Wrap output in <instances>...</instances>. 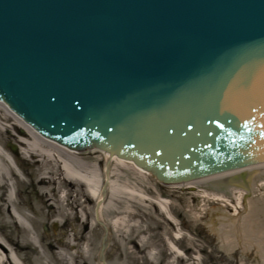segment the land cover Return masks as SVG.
<instances>
[{"label":"water","instance_id":"water-1","mask_svg":"<svg viewBox=\"0 0 264 264\" xmlns=\"http://www.w3.org/2000/svg\"><path fill=\"white\" fill-rule=\"evenodd\" d=\"M0 101L165 184L264 162V0H0Z\"/></svg>","mask_w":264,"mask_h":264},{"label":"bare ground","instance_id":"bare-ground-1","mask_svg":"<svg viewBox=\"0 0 264 264\" xmlns=\"http://www.w3.org/2000/svg\"><path fill=\"white\" fill-rule=\"evenodd\" d=\"M0 106L6 111L2 115L0 110V135L2 134L1 131L10 132L9 127L6 126L5 128L3 124L9 122L7 116L14 117V126L24 131L19 133L14 130L15 134L12 135L13 139L20 146L21 153H18V157H11L4 152L0 145V212L3 213L4 217L11 220L17 226L13 212H18V210L25 208V206L17 204L13 199V191H20V186L25 184L15 169L17 166L16 161H25L31 166H37L42 169L44 173L43 179L48 181L47 185L41 181L43 186H54L52 196L47 192H43L40 194V197H42V202L45 204L54 201L53 197H55V203L58 204V207L54 209L56 211L52 215V219H55L58 224L60 223L63 230L67 228L71 229L74 241L79 237V234L83 236V232L80 233L77 229L82 228L81 231H83L84 227L90 222L91 209L89 208V203L97 201L100 205L97 209L99 223L104 222L102 216L106 204L108 211L115 214L116 220L112 222V226L118 234H121L119 237L123 238L125 229H129L128 232L132 236L129 239L127 237L124 238L126 245H131V250L125 253L123 250H120L117 258H124V254H128L133 264H137L140 259L145 260L144 264H160L159 254L155 251L157 245L150 244L149 241L146 243L137 242L138 235L133 236V233H137L139 225H129L130 220L140 219L139 216L142 213L139 211V207L145 208L147 196L141 192H137L133 188H128L127 185L119 184L120 176L116 173V168L121 167L134 170L142 178L150 176L149 172L136 167L133 162L122 160L107 151L97 150V148L88 149L83 152L72 151L65 146L47 140L11 112L3 103L0 102ZM87 153L103 154L106 166H108L105 170V176L102 173H97L98 171L96 172L94 166L88 171L82 169L79 165H74L67 158L76 159L78 155H85ZM113 163L116 164V168L114 171H111L109 166ZM164 187L175 190H189V194L201 203H198L197 206L199 207H193V202L189 199L187 201L189 211L198 219L209 216L210 220L207 224L213 231L215 227L213 218H217L220 227L216 232L222 255L214 264L233 260L237 255L247 256L254 251L259 257L260 264H264V162H259L258 164L252 162L247 166L211 174L196 181L166 185ZM78 189H81V192ZM61 193L64 194V197L60 196ZM80 198H84L85 202L81 203ZM120 198H126L129 205L122 211H117L113 208L112 202H118ZM233 201L236 204H232ZM167 203V201L160 200V198L157 200V204L163 210V213L166 214L165 217L171 226V230H173L172 223L176 222V220L169 214ZM212 203L218 206L211 207L210 204ZM227 208H230L232 213L226 210ZM79 216L80 222L78 226L73 225L71 221L74 220L73 218ZM144 216L146 217V214ZM8 225L0 218V231ZM104 226L108 228L107 225L104 224ZM168 234L169 232L166 233V235ZM120 238L119 241L121 240ZM180 239L181 234L179 232H175L173 235L171 231V234L166 236V239L162 242L170 260L167 264L195 261L192 255H190L191 257L189 256V259L181 256L180 248L182 249L184 245ZM32 242L33 239L31 240V235H29L27 230H24L23 235L19 239L10 238L11 250L6 248L0 241V264H25L20 255L25 251L34 253L36 248L31 247V244L33 245ZM194 245V242H189L184 248L188 251L189 246H191L190 249L195 250ZM203 245L205 247L208 246L204 243ZM62 246L66 254L63 255L57 250L46 254L50 253L49 255L53 259L63 264H68L67 257L69 256V251L79 248V244L72 245L68 240ZM83 255L84 251H77L76 255L72 257V264H78V261L84 258ZM215 258L217 257L215 256ZM82 261L84 264H87L86 260Z\"/></svg>","mask_w":264,"mask_h":264},{"label":"rangeland","instance_id":"rangeland-1","mask_svg":"<svg viewBox=\"0 0 264 264\" xmlns=\"http://www.w3.org/2000/svg\"><path fill=\"white\" fill-rule=\"evenodd\" d=\"M2 115L6 113L5 109L0 106ZM8 114V113H7ZM9 122H5L4 127H9L8 133L1 131L0 135V145L3 148L4 152L9 154L11 157H18L20 152V146L17 144L16 140L13 139L14 130L19 133L24 132L20 128H16L15 118L12 116H7ZM10 145L17 148L18 153L15 154L11 151ZM55 153V151H53ZM56 154V153H55ZM59 154V153H58ZM73 164L81 166L82 169L90 171L94 166L96 172L103 174L105 176V170L107 169V164L104 160L102 153H87L85 155H78L76 159L67 157ZM17 162L16 170L20 174V179L25 183L23 186H20V191H13V199L17 204L25 206L23 210H18V212H13L17 226L4 217L3 213L0 212V218L9 224L5 229L0 231V241L3 243L6 248L11 250L9 243L10 238L19 239L24 230H27L29 235H31V240L33 239L32 248H36L33 252L25 251L20 256L25 264H63L62 262L53 259L50 253L55 252L56 250L63 255L64 253L63 244L65 241L69 240V243L72 245L79 244V248L69 251V256L67 257L68 264H72V257L76 255L77 251H84V258L80 259L77 263L84 264L82 260H86L87 264H133L132 260L129 258L128 254H124V258H117L120 250L123 252H129L131 250V245L125 242V237L127 239L131 238L129 229H125L123 238H120V233L118 234L112 226L114 222L115 214L108 211V207L104 206L102 220L104 222L99 223L97 209L99 202L91 201L89 203V208L91 209V219L89 224L82 228L77 229L78 232H83V236L76 238L74 241V236L72 235L71 229L63 230L61 224L57 223L55 219H52L54 214V209H57L58 204L54 201L50 203H43L41 193L47 192L49 194L54 193V186L47 187L48 181L43 179L44 173L41 168L37 166H31L25 161ZM111 171H114L116 164L113 163L111 166ZM116 173L120 176V183L127 185L128 188H133L137 192H141L147 196V202H145V208L139 207V211L142 213L140 219H135L129 221V225L137 224L139 228L137 233H133V236L138 235L137 242L146 243L149 241L150 244H156V252L159 254L160 264H167L170 260L167 256V250L164 247L163 243L166 236L171 234L174 235L175 232L181 234V239L184 246H187L189 242H194L195 250L190 249L188 251L184 248H180L181 256L189 259V256L192 255L195 259L192 262H184L179 264H214L218 258L222 255V251L219 248L218 234L217 230L220 227L217 221V218L214 217L213 221L215 223L214 231L207 224L210 217L198 219L195 215L189 211L187 201L192 200L193 207L197 206L198 203L201 204L196 198L189 194L187 189H171L164 187L158 183L156 178L153 175L142 178L139 174L131 169L125 168H116ZM42 182H45V186L42 185ZM81 192V189H78ZM86 190V189H84ZM61 197H64V194H60ZM167 201L168 212L176 220L172 223L173 230L168 223L163 210L157 204V200ZM81 203L85 202V199L80 198ZM80 204V203H79ZM114 209L117 211H122L129 205V202L126 198H120L118 202H112ZM232 204H236L233 201ZM211 207H217V204H210ZM199 207V206H197ZM196 208V207H195ZM229 212L232 213L230 208H227ZM80 211V210H79ZM146 214V217L144 216ZM117 218V217H116ZM142 218V219H141ZM146 218V221H145ZM74 220L71 223L75 226H78L80 222V216L73 218ZM145 222V223H144ZM107 225L108 228L106 226ZM104 226V227H103ZM149 232H145V231ZM168 230V231H165ZM164 231V235L162 233ZM169 232L168 235L166 233ZM119 238L121 239L119 241ZM204 244L208 246L205 247ZM105 246V250L102 253V249ZM124 249H123V248ZM50 250V251H49ZM89 250V251H88ZM186 250V251H185ZM45 251V252H44ZM50 252L49 254H46ZM215 256L217 258H215ZM191 257V256H190ZM214 257V258H213ZM197 258V260H196ZM102 259L104 263H102ZM49 261V263H47ZM143 259H140L137 264H144ZM147 264V263H145ZM219 264H260L259 257L256 252H252L247 256L237 255L233 260H227L219 262Z\"/></svg>","mask_w":264,"mask_h":264}]
</instances>
